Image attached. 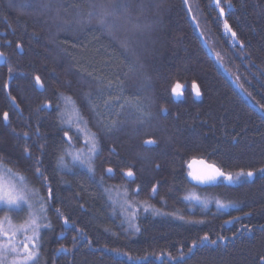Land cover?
<instances>
[{
  "label": "trees",
  "instance_id": "trees-1",
  "mask_svg": "<svg viewBox=\"0 0 264 264\" xmlns=\"http://www.w3.org/2000/svg\"><path fill=\"white\" fill-rule=\"evenodd\" d=\"M101 2L0 0V163L38 205L0 216L38 219L37 264H264V0H221L224 17L214 0H128L116 38L88 22ZM61 95L79 110L71 124ZM91 133L94 174L60 164ZM194 158L254 176L198 187Z\"/></svg>",
  "mask_w": 264,
  "mask_h": 264
},
{
  "label": "snow or ice",
  "instance_id": "snow-or-ice-1",
  "mask_svg": "<svg viewBox=\"0 0 264 264\" xmlns=\"http://www.w3.org/2000/svg\"><path fill=\"white\" fill-rule=\"evenodd\" d=\"M215 5L219 9V16L224 17L226 13V9L224 6L221 5V0H215ZM48 7V5H45ZM95 12H89L88 14V22L90 23L93 19L96 21L97 25L100 29L104 32L108 33L113 38H116L117 34L124 29V25L120 23L121 17L128 11L129 2L128 0H107V2H101L99 4L93 5ZM229 9L233 6L231 3L227 5ZM137 29L140 28L139 25L135 26ZM223 28L226 34H230L235 42L236 32L232 30L231 26L228 24L227 20H224ZM126 50L128 48L127 40L123 41L121 44ZM21 46L18 44L17 48ZM243 45L241 44V48ZM4 58V54L0 53V59ZM11 72V69H9ZM35 84L43 87L42 81L40 76H35ZM193 92L196 97H200L202 95L199 86L193 83ZM183 94V89L181 88L178 90V87L171 88V95L172 96H180ZM60 101L63 105V111L60 113V119L68 124H71L73 121L71 119L72 114H75L79 117V110L77 109L75 102L71 99L70 96H63L59 97ZM15 100V98H13ZM166 111V110H162ZM3 119L8 121L9 116L8 113L5 112L3 114ZM65 136L68 135L67 132L64 133ZM24 136L27 137L28 133H24ZM86 143V152L87 155H84V149L76 150V151H68L65 149L64 154L59 157L60 164L67 166L65 163V157H70L72 163H79L80 165L84 166L89 173L94 174V167H93V157L98 153V143L99 138L98 135L95 133H91L89 139L85 142ZM147 144H154L155 142L149 140L146 142ZM70 147V146H69ZM199 164L201 168H196L194 165ZM189 171L187 175L191 177L193 180L199 183H211L215 182L221 178L228 181L229 183H237L240 182L243 178H251L254 176V172L252 170L244 171L241 169L235 176L231 173H225L219 166L216 164L207 163L204 160H193L187 164ZM261 172H264V168L260 169ZM37 173L40 176H43V173L40 172L39 167L37 168ZM108 174L113 173V169L109 167L107 169ZM124 175L128 178H132L134 173L131 168H129ZM26 191V190H25ZM152 193L157 194V187H152ZM198 199V198H197ZM27 203L24 191L19 190L15 185H10L7 189H5L2 185H0V204L7 206V208L11 209L14 207H18L21 203ZM204 206L207 207V202H203ZM217 207H226L227 205L223 204L220 201L216 202ZM30 207V205H29ZM147 210V209H145ZM59 211V209H57ZM180 219H184L183 216L179 217ZM237 220L239 217L236 218ZM5 221H0V235L9 236V230L12 233V236H15V233L21 231L20 228H14L10 223L8 230L4 228ZM65 223H67V219H65ZM187 223H203V221H187ZM41 228V223L38 222V219L35 216H31L28 221V226L25 231L32 232V247L29 248L27 243L23 244V255L19 254L18 247L13 242L12 238H9L7 243L0 242V264H37L39 260V249L36 245V239L38 238V233ZM139 230V229H137ZM250 231V230H249ZM224 238L221 237V240ZM205 241H209V237L205 235L203 239L200 241V245L203 246ZM211 244L215 245L217 243L216 240H211ZM193 247H196L195 243ZM61 251H66L65 249H61ZM191 252V249H189ZM12 257L11 261L9 262V257ZM175 259V257H173Z\"/></svg>",
  "mask_w": 264,
  "mask_h": 264
},
{
  "label": "rangeland",
  "instance_id": "rangeland-1",
  "mask_svg": "<svg viewBox=\"0 0 264 264\" xmlns=\"http://www.w3.org/2000/svg\"><path fill=\"white\" fill-rule=\"evenodd\" d=\"M214 2H215V0H214ZM83 149H84V155H87L86 147H84ZM70 164H72L71 159H70ZM73 164H76V163H73ZM0 185H2L5 189H7L10 185H15L19 190L24 191L27 203L22 202L18 207L11 208V210L12 209H22L24 207V208H27V210L29 209V211L32 208H34V211L36 212V210H37L36 208H38V205H37L36 201L34 202L32 199L33 191H32L31 185L24 178H22V176L20 178H17L15 173L10 172L1 163H0ZM29 205H30V207H29ZM0 207H7V206L0 204ZM39 217L41 219L43 218L41 213L38 214V218ZM5 218H7V220L3 226L6 230H8L9 223H10L14 228H20L21 231L16 232L15 236L13 237L11 231L9 230V236H4L3 242L7 243L9 238H12L13 242L18 247L19 253L20 252L23 253V244L27 243L29 245V248L32 246V243H31L32 237L25 234V232H28V231H25V229H27V226H28V217H27L26 221L20 223L21 226H19V227H16L14 224H12L10 217H6L4 215L0 216V221H5ZM19 233H23V236L21 239L17 240L16 236Z\"/></svg>",
  "mask_w": 264,
  "mask_h": 264
},
{
  "label": "water",
  "instance_id": "water-1",
  "mask_svg": "<svg viewBox=\"0 0 264 264\" xmlns=\"http://www.w3.org/2000/svg\"><path fill=\"white\" fill-rule=\"evenodd\" d=\"M1 53V52H0ZM5 63V57L3 58V59H0V65H2V64H4ZM41 90H43L44 89V87H40V86H38ZM178 90H180L179 88H178ZM177 97V99H179V98H181L182 97V95H180V96H176ZM202 158H194V159H192L191 161H193V160H201ZM202 160H204V161H206L205 159H202ZM190 161V162H191ZM207 163H210V162H208V161H206ZM210 164H214V163H210ZM194 167H196V168H201V165H199V164H196V165H194ZM189 170V169H188ZM188 179H189V181L192 183V184H194V185H196V186H198V187H202V188H204V187H208V186H212V185H217L218 184V182H219V180H217V181H215V182H211V183H199V182H197V181H195V180H193L191 177H189L188 176ZM225 181V183L226 184H229V185H234V183H229L228 181H226V180H224ZM240 218L241 217H239V219L238 220H240ZM235 221H237V219H233V220H231L230 222H229V224H231V223H233V222H235ZM62 251H59V253L58 254H60Z\"/></svg>",
  "mask_w": 264,
  "mask_h": 264
},
{
  "label": "bare ground",
  "instance_id": "bare-ground-1",
  "mask_svg": "<svg viewBox=\"0 0 264 264\" xmlns=\"http://www.w3.org/2000/svg\"><path fill=\"white\" fill-rule=\"evenodd\" d=\"M206 161H207V160H206ZM208 162H209V161H208ZM210 163H211V162H210ZM221 179H222V178H221ZM221 179H220V180H221ZM220 180H219V181H220ZM224 182H225V181H224ZM218 183H219V182H218ZM208 187H209V186H208ZM238 217H241V218H240V220H241L244 216H238ZM236 218H237V217H234V218H232V219L227 220V221L225 222V225H226V226L233 225L235 222H237V221H239V220H237V221H235V222H233V223H231V224H229V222H230L231 220H233V219H236Z\"/></svg>",
  "mask_w": 264,
  "mask_h": 264
},
{
  "label": "flooded vegetation",
  "instance_id": "flooded-vegetation-1",
  "mask_svg": "<svg viewBox=\"0 0 264 264\" xmlns=\"http://www.w3.org/2000/svg\"><path fill=\"white\" fill-rule=\"evenodd\" d=\"M220 181H223V182H224V179L222 178ZM238 216H244V215H238ZM238 216H237V217H238ZM244 217H245V216H244ZM244 217H243V218H244Z\"/></svg>",
  "mask_w": 264,
  "mask_h": 264
}]
</instances>
